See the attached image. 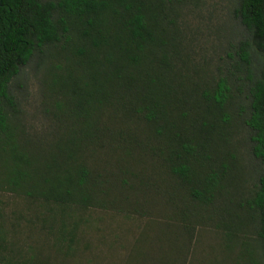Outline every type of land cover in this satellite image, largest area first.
I'll use <instances>...</instances> for the list:
<instances>
[{
	"label": "trees",
	"instance_id": "trees-1",
	"mask_svg": "<svg viewBox=\"0 0 264 264\" xmlns=\"http://www.w3.org/2000/svg\"><path fill=\"white\" fill-rule=\"evenodd\" d=\"M202 1L0 0V194L46 213L60 253L100 210L146 219L130 256L155 240L186 264L199 228L252 227L264 259V0H232L240 38L214 63L186 20ZM20 251L0 227V264H48Z\"/></svg>",
	"mask_w": 264,
	"mask_h": 264
},
{
	"label": "rangeland",
	"instance_id": "rangeland-1",
	"mask_svg": "<svg viewBox=\"0 0 264 264\" xmlns=\"http://www.w3.org/2000/svg\"><path fill=\"white\" fill-rule=\"evenodd\" d=\"M232 5V0H203L186 17L197 39L196 50L213 63L224 57L240 38L241 27L230 13ZM17 82L24 129L29 134L40 133L45 122L40 108L39 74L27 67ZM41 212L19 198L0 194V227L5 230L7 241L25 257L32 255L48 264H127V259L132 263L183 264L174 255L162 256L153 250L160 244L155 240L142 241L138 246L142 254L130 256L128 249L136 242L146 219H127L100 210L80 213L86 223L79 226L77 249L74 254L64 249L60 253L51 234L52 224L47 221L46 213ZM245 229V234L231 240L211 227L199 228L191 240L186 264H264L261 243L253 235L252 227ZM164 243L172 246L171 242Z\"/></svg>",
	"mask_w": 264,
	"mask_h": 264
}]
</instances>
